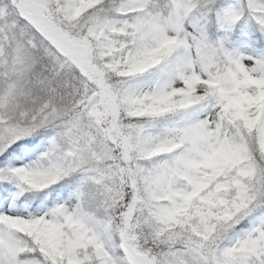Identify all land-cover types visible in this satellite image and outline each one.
Wrapping results in <instances>:
<instances>
[{
    "label": "snow or ice",
    "instance_id": "snow-or-ice-1",
    "mask_svg": "<svg viewBox=\"0 0 264 264\" xmlns=\"http://www.w3.org/2000/svg\"><path fill=\"white\" fill-rule=\"evenodd\" d=\"M0 264H264V0H0Z\"/></svg>",
    "mask_w": 264,
    "mask_h": 264
}]
</instances>
